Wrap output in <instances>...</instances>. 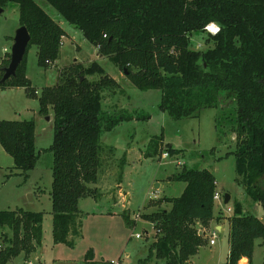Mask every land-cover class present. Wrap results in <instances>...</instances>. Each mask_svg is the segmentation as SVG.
<instances>
[{"label":"trees","instance_id":"trees-1","mask_svg":"<svg viewBox=\"0 0 264 264\" xmlns=\"http://www.w3.org/2000/svg\"><path fill=\"white\" fill-rule=\"evenodd\" d=\"M45 1L80 30L135 88L161 91L159 108L171 119L199 118L206 109L231 113L237 182L264 208V0ZM8 7H18L20 27L25 26L31 35L27 53L36 46L39 67L48 69L56 64L66 35L60 24L35 0H0V9ZM211 24L220 28L219 33L206 32ZM203 33H207L204 42L208 47L196 49L194 40ZM4 62L0 88H25L39 101L41 115L52 110L54 137L49 149L39 151L34 121H0V144L25 179L43 153L51 155L54 242L73 246L70 237L79 235L80 201L97 195L92 186L99 183L103 164L102 134L134 116L104 110V92L116 90L120 84L98 63L61 71L58 82L44 88L38 97L27 76V54L16 77L1 83L3 69L10 61ZM96 74L104 77L88 79ZM162 138L153 139L148 158L165 152L175 157L183 152L171 145L162 150ZM175 180L186 187L180 197L166 199L169 210L142 218L158 232L149 250L155 252L157 260L189 264L205 243L195 229L196 222L208 227L215 220L217 179L208 169L185 167ZM235 210V215L227 218V264H239L244 258L251 262L256 242L261 240L264 246V221L245 213L241 203ZM43 219L41 212L0 211V264H10L20 255L27 263L41 243ZM6 229L11 235L4 233ZM141 259L138 264H142ZM85 260L97 264L93 250Z\"/></svg>","mask_w":264,"mask_h":264},{"label":"rangeland","instance_id":"rangeland-1","mask_svg":"<svg viewBox=\"0 0 264 264\" xmlns=\"http://www.w3.org/2000/svg\"><path fill=\"white\" fill-rule=\"evenodd\" d=\"M35 1L66 32L59 60L48 69L38 66L37 47L29 48L27 76L37 93L35 96H41L44 88L54 86L61 71L78 64L86 68L98 63L104 67L106 75L120 84L116 90L104 92V110L110 114L129 112L134 119L102 134L101 144L105 147L103 164L99 183L92 186L97 189V195L96 198L80 201L82 212L77 220L79 235L70 237L74 241L73 246L54 242L51 155L43 153L36 169L25 179L20 171L14 169L13 158L0 144V211L24 209L44 215L42 239L36 252L27 263L20 255L10 264H89L85 259L90 250H93L97 264H138L142 257V264H164L157 260L155 252H149L159 235L142 216L169 210L166 199L180 197L186 187L185 183L175 180L185 167L210 170L217 179V192L222 196H231L229 204L224 201L215 203V222L208 227L196 222L195 229L203 236L205 243L198 255L190 258L192 261L189 264H227L230 229L226 221L235 215L236 204L241 203L245 213L264 221V208L254 202L237 182L239 177L234 155L236 135L231 133V113L206 109L199 118L182 121L171 119L159 108L161 91L135 88L120 69L100 55L98 48L86 40L80 30L63 20L45 0ZM19 28L18 7H8L0 16V68L4 61H10ZM203 34L194 40L196 49L208 47L204 42L207 33ZM103 77L96 74L88 79L94 81ZM39 112V101L31 98L25 88H0V121H34L37 148L45 151L53 144L54 114L52 110L47 115ZM47 117H50V121H47ZM159 136L163 137L162 150L171 145L183 152L175 157L169 154L165 157V152L161 156L148 158L150 144ZM112 149L113 152L110 151ZM123 161L125 164L122 166ZM220 224L223 230L217 234L216 245L210 246L215 226ZM4 233L11 235L7 229ZM2 244L0 235V247ZM263 262L264 246L258 240L251 264Z\"/></svg>","mask_w":264,"mask_h":264},{"label":"water","instance_id":"water-1","mask_svg":"<svg viewBox=\"0 0 264 264\" xmlns=\"http://www.w3.org/2000/svg\"><path fill=\"white\" fill-rule=\"evenodd\" d=\"M5 11L0 9V16ZM31 42V35L25 26H21L15 35L14 44L11 49V58L8 67L3 69L4 75L1 83H5L7 80L16 77L17 70L19 66L23 63L25 56L27 54L28 46ZM47 121H50V117H47ZM231 201V196L226 194L224 196V203L229 204Z\"/></svg>","mask_w":264,"mask_h":264},{"label":"built area","instance_id":"built-area-1","mask_svg":"<svg viewBox=\"0 0 264 264\" xmlns=\"http://www.w3.org/2000/svg\"><path fill=\"white\" fill-rule=\"evenodd\" d=\"M206 31L209 33V34H217L219 33L220 31V28L215 25V24H211L209 25L208 27H206ZM169 155L168 154H165V157H168ZM214 201L215 203L218 202V201H224V196H222L219 192H216L215 195H214ZM228 211H230V209H228ZM218 233H220L217 229H215L213 231V236H212V239L210 240V246H215L216 245V240L218 238ZM137 238H139V236H137ZM112 264H118V263H113L111 262ZM28 264H31V263H28Z\"/></svg>","mask_w":264,"mask_h":264},{"label":"crops","instance_id":"crops-1","mask_svg":"<svg viewBox=\"0 0 264 264\" xmlns=\"http://www.w3.org/2000/svg\"><path fill=\"white\" fill-rule=\"evenodd\" d=\"M5 49H8V48H5ZM27 75H28V70H27ZM1 170V169H0ZM29 176H30V173H29ZM218 185V184H217ZM215 217H217V215H215ZM216 220H213L212 222H211V224L213 223V222H215ZM226 222H228V220L226 221ZM225 223V221L223 222V224ZM228 224H229V222H228ZM215 229H217L218 231H222L223 230V225L222 224H220V225H216L215 226ZM229 229H230V225H229ZM229 233H230V231H229ZM261 241V240H260ZM261 245H262V241H261ZM263 246V245H262ZM229 251H230V249H229ZM192 261V260H191ZM191 261H189V263L191 262ZM239 264H251V262L247 259V258H244V259H242L241 261H240V263Z\"/></svg>","mask_w":264,"mask_h":264}]
</instances>
